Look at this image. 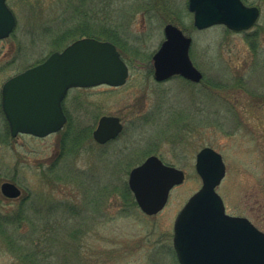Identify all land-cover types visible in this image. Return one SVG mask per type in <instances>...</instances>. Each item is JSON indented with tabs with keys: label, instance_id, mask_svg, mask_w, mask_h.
<instances>
[{
	"label": "rangeland",
	"instance_id": "374dc122",
	"mask_svg": "<svg viewBox=\"0 0 264 264\" xmlns=\"http://www.w3.org/2000/svg\"><path fill=\"white\" fill-rule=\"evenodd\" d=\"M145 1L7 0L17 25L0 41V106L7 80L77 38L109 41L101 30L119 31L140 53L124 59L130 67L124 86L71 90L63 103L69 121L59 133L0 137V214L14 216L24 204L33 224L19 232L24 244L17 235L7 243L0 236V264H25L15 253L33 251L35 239L50 253L49 264H179L174 222L202 186L195 164L205 147L219 152L226 166L217 193L227 213L264 232V53L255 56L250 47L256 35L264 50V0H243L260 9L246 32L197 30L189 0H158L148 13ZM170 23L192 38L190 57L202 82L153 78L152 56ZM216 82L224 87L214 95L208 86ZM102 116H117L124 126L106 145L92 136ZM5 128L0 114V134ZM151 155L186 176L155 216L126 207L121 193L130 171ZM5 183L15 185L19 196H6Z\"/></svg>",
	"mask_w": 264,
	"mask_h": 264
},
{
	"label": "water",
	"instance_id": "95a60500",
	"mask_svg": "<svg viewBox=\"0 0 264 264\" xmlns=\"http://www.w3.org/2000/svg\"><path fill=\"white\" fill-rule=\"evenodd\" d=\"M194 27L206 30L225 26L234 32L249 31L260 18V9L242 0H189ZM17 21L7 4L0 0V41L15 30ZM165 39L154 53V79L165 82L180 76L200 83L204 75L190 57L192 38L174 24L164 27ZM129 67L117 47L109 41L82 38L44 62L7 80L1 90V108L12 138L30 135L44 138L59 132L67 123L63 100L73 88L101 85L124 86ZM123 132L121 119L103 116L93 131V139L104 145ZM196 171L202 179L195 193L174 223L173 247L180 264H264V233L247 218L230 216L216 188L226 175L222 155L205 147L196 157ZM185 181V173L150 156L129 175L128 186L141 211L154 216L161 212L170 191ZM8 197L19 189L2 185Z\"/></svg>",
	"mask_w": 264,
	"mask_h": 264
},
{
	"label": "trees",
	"instance_id": "16d2710c",
	"mask_svg": "<svg viewBox=\"0 0 264 264\" xmlns=\"http://www.w3.org/2000/svg\"><path fill=\"white\" fill-rule=\"evenodd\" d=\"M144 5L146 8V9L144 8L146 13L152 12L155 9V6L158 5V0H146ZM101 31L103 32L106 40H109L110 42L114 43L117 46L119 52L121 53L124 59L127 55L128 56L129 55L138 56V54L140 53V51L137 50V48L130 42L129 38L127 37L123 39L120 38L119 31H112L110 29L108 30L103 29ZM72 32H76V31H72ZM90 38H93V37H90ZM78 39L80 38H77L76 40ZM258 39L259 38H257L256 35L255 36L251 35L250 47L255 56L264 53V50L261 49L260 41H258ZM152 72H153V69H152ZM223 87L224 86L222 83L216 82V83H211L208 86V89H210V92L214 93L215 92L214 89L220 90V89H223ZM215 94L216 93H214V95ZM263 98H259V99L263 100ZM0 114L3 115L1 106H0ZM8 133H9V129L5 128V131L3 130V134H0L1 139L7 138ZM121 193H122L123 200L126 204V207L137 206L135 199L133 197V194L130 191L127 183H125L122 186ZM27 210L30 211V209H28L26 206H24V204H22L20 207V212H18V214H15L14 216H11V217L2 216L0 214V236L4 238L6 243L8 242V240L9 241L11 240L10 234L17 235V240L20 245L25 243V239H24L25 236L22 234H19V232L23 227H25L26 225L28 226V223H29L30 228L33 225V224L30 225L32 221L31 219H28ZM40 240H42V236ZM35 241L36 239L33 242V251H28L26 249H24L23 251L16 252V253L13 252V250L11 249L10 251L15 253L17 258L20 259V261H22L25 264H49L46 260L48 259L50 253L48 255L47 252L42 250L41 246H36ZM78 253H79V249H78ZM84 260L87 262L85 257H84Z\"/></svg>",
	"mask_w": 264,
	"mask_h": 264
},
{
	"label": "flooded vegetation",
	"instance_id": "af4514ba",
	"mask_svg": "<svg viewBox=\"0 0 264 264\" xmlns=\"http://www.w3.org/2000/svg\"><path fill=\"white\" fill-rule=\"evenodd\" d=\"M152 69H153V66H152ZM153 74H154V70H153V72H152V76H153ZM153 78H154V76H153ZM174 78H176V77H174Z\"/></svg>",
	"mask_w": 264,
	"mask_h": 264
}]
</instances>
